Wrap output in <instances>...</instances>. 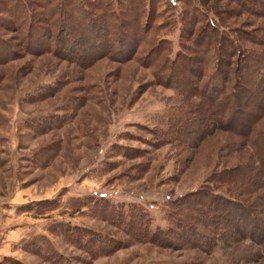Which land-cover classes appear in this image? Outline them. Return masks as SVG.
<instances>
[{"label":"rangeland","instance_id":"1","mask_svg":"<svg viewBox=\"0 0 264 264\" xmlns=\"http://www.w3.org/2000/svg\"><path fill=\"white\" fill-rule=\"evenodd\" d=\"M11 7L0 3V263L264 264V241L228 233V226L203 252L182 244L187 233L172 247L159 246L131 239L106 218L109 204L135 206L151 229H165L168 202L235 164L228 131L198 140L197 119L174 117L181 93L171 84H197V63L170 77L159 61L144 59L143 48L124 62L101 57L86 66L33 53L21 34L26 22L14 21ZM236 22L264 28V18L254 15ZM178 28L159 32L170 57L183 50ZM256 185L248 198L255 196L249 202L264 219V184Z\"/></svg>","mask_w":264,"mask_h":264},{"label":"trees","instance_id":"2","mask_svg":"<svg viewBox=\"0 0 264 264\" xmlns=\"http://www.w3.org/2000/svg\"><path fill=\"white\" fill-rule=\"evenodd\" d=\"M3 1L12 3L14 21L26 22L21 34L25 49L33 53L49 51L86 66L101 57L124 62L143 48L144 59L159 61L156 66L169 70L170 77L180 65L197 63V84H171L185 108L181 114L179 107L174 117L197 119L198 140L222 128L235 138L228 149L235 164L213 172L197 192L168 202L170 225L165 229H151L147 214L135 206L124 211L107 205L108 220L131 239L165 247L187 233L182 244L208 252L225 235V226L228 233L264 241V219L249 202L255 196L248 198L256 183L264 184V49L259 48L264 46V28L234 25L243 14L264 18V0ZM177 24L179 45L186 52L178 49L170 57L169 41L159 32Z\"/></svg>","mask_w":264,"mask_h":264}]
</instances>
